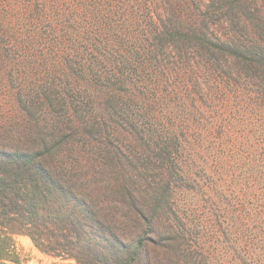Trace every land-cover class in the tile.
<instances>
[{"label": "trees", "instance_id": "16d2710c", "mask_svg": "<svg viewBox=\"0 0 264 264\" xmlns=\"http://www.w3.org/2000/svg\"><path fill=\"white\" fill-rule=\"evenodd\" d=\"M16 236L74 264L264 262L237 256L264 243V0L0 4V264Z\"/></svg>", "mask_w": 264, "mask_h": 264}, {"label": "rangeland", "instance_id": "374dc122", "mask_svg": "<svg viewBox=\"0 0 264 264\" xmlns=\"http://www.w3.org/2000/svg\"><path fill=\"white\" fill-rule=\"evenodd\" d=\"M0 4H1V10L6 11L7 0H2ZM15 5L17 6V10H18L20 5L18 4ZM22 10L23 9L21 8L19 12H22ZM248 202L251 204L249 200ZM246 241H244L242 244L237 245V252H238L237 256L241 257V252H250V253L253 252L255 254H258L255 257H258L259 255H264V243L261 242L262 240L251 241L249 239ZM15 245H16V251L20 257V262H21L20 264H74V262L71 260H62L60 258H55L53 256L41 252L38 248L34 246L30 238L26 236H16ZM220 250L222 249L219 248L217 252ZM7 264H14V263L9 262ZM217 264H233V263H230L229 259H224V260H218ZM242 264L245 263L243 262ZM246 264H264V262L263 261L255 262L252 260L251 262H248Z\"/></svg>", "mask_w": 264, "mask_h": 264}]
</instances>
